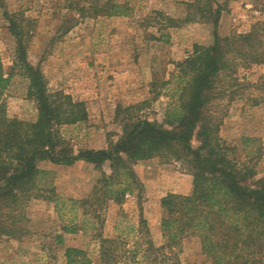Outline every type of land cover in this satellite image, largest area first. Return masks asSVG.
<instances>
[{
    "label": "rangeland",
    "instance_id": "374dc122",
    "mask_svg": "<svg viewBox=\"0 0 264 264\" xmlns=\"http://www.w3.org/2000/svg\"><path fill=\"white\" fill-rule=\"evenodd\" d=\"M204 1L0 0V64L6 75L14 74L0 94V116L25 122L38 118L25 70L16 62L17 39L9 30L13 17L24 33L28 61L41 69L48 93L85 104V121L55 128L63 142L60 150L76 155L106 149L119 141L125 123L137 118L169 127L167 115L178 107L184 85L180 64L194 54L195 45L211 46L216 35L247 34L264 23V0H219L217 27L207 9H197ZM95 3L109 11L117 4L119 12L99 14L91 9ZM232 56L215 79L210 111L229 157L255 172L249 181L253 184L264 177V62ZM192 144L198 146L195 138ZM38 166L46 171L38 188L8 210L13 232L0 233V264H65L67 247L83 249L91 264H102L97 233L118 237L123 251L141 245L136 262L127 264H174V255L179 264H213L196 236H187L181 251L167 250L165 263L146 258L148 240L155 247L165 242L161 199L174 189L187 192L189 178L193 188L181 161L154 157L134 163L139 186L122 204L103 201L98 184L102 171L90 162L46 160ZM103 171L111 173L108 164ZM66 226L77 231L68 233Z\"/></svg>",
    "mask_w": 264,
    "mask_h": 264
},
{
    "label": "trees",
    "instance_id": "16d2710c",
    "mask_svg": "<svg viewBox=\"0 0 264 264\" xmlns=\"http://www.w3.org/2000/svg\"><path fill=\"white\" fill-rule=\"evenodd\" d=\"M218 2L206 0L197 5L198 10L210 12L209 20L215 27L222 14ZM213 3L217 4L215 11L211 10ZM92 5L91 9L104 15L118 13L120 8L113 4L109 11L97 3ZM9 30L17 39L16 62L25 70L28 97L37 104L38 118L36 122H25L0 116L1 234H12L13 229L7 225L12 218L8 210L38 188L42 175L46 174L38 166L41 161L92 163L102 171L98 184L103 201L122 204L127 195L134 194V187L139 186L133 164L160 157L181 161L192 175L193 188L188 195L171 193L161 199L164 216L160 225L165 242L155 247L148 240L144 251L150 253L146 258L152 262L162 258L165 263L167 250L181 251L185 238L196 236L202 253L213 264H264V177L249 183L255 172L229 157L217 137L219 124L210 111L215 98V79L230 62L229 57L264 62V23H257L247 34L227 38L216 35L211 46L195 45L194 54L180 64L184 85L178 107L167 115L169 127L137 118L125 123L119 141L108 148L80 150L76 155L65 148L59 149L63 142L55 128L85 121L88 117L85 104L63 93H48L41 69L28 61L22 40L24 33L21 29L18 31L13 17ZM260 49L263 53L258 52ZM13 75H6L0 64V94L10 86ZM194 138L198 142L196 147L192 144ZM106 164L110 174L103 171ZM64 230L77 231L70 226ZM96 237L101 239L102 264L136 262L141 245L132 251H123L125 244L118 237L104 238L101 233ZM59 238L63 244L62 237ZM64 256L65 264L92 263L89 254L76 247H67ZM172 258L174 264H179L176 255Z\"/></svg>",
    "mask_w": 264,
    "mask_h": 264
},
{
    "label": "crops",
    "instance_id": "0c3cea01",
    "mask_svg": "<svg viewBox=\"0 0 264 264\" xmlns=\"http://www.w3.org/2000/svg\"><path fill=\"white\" fill-rule=\"evenodd\" d=\"M188 180V179H187ZM173 187V186H172ZM187 192H185L184 191V188L183 189H174V190H172L171 192L172 193H180V194H184V195H186V194H188V193H191V191H192V183H191V179L189 178V185L187 186Z\"/></svg>",
    "mask_w": 264,
    "mask_h": 264
}]
</instances>
